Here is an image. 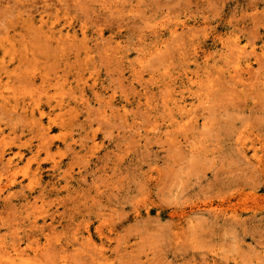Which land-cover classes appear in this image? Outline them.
<instances>
[{
  "label": "rangeland",
  "instance_id": "rangeland-1",
  "mask_svg": "<svg viewBox=\"0 0 264 264\" xmlns=\"http://www.w3.org/2000/svg\"><path fill=\"white\" fill-rule=\"evenodd\" d=\"M0 264H264V0H0Z\"/></svg>",
  "mask_w": 264,
  "mask_h": 264
},
{
  "label": "bare ground",
  "instance_id": "bare-ground-1",
  "mask_svg": "<svg viewBox=\"0 0 264 264\" xmlns=\"http://www.w3.org/2000/svg\"><path fill=\"white\" fill-rule=\"evenodd\" d=\"M237 49H238V48H237ZM241 51H242V50H241V49H239V51H238V54H239V53H241Z\"/></svg>",
  "mask_w": 264,
  "mask_h": 264
}]
</instances>
